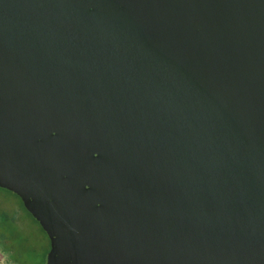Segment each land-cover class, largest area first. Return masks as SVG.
I'll return each mask as SVG.
<instances>
[{"label": "water", "instance_id": "obj_1", "mask_svg": "<svg viewBox=\"0 0 264 264\" xmlns=\"http://www.w3.org/2000/svg\"><path fill=\"white\" fill-rule=\"evenodd\" d=\"M0 189L47 264H264V0H0Z\"/></svg>", "mask_w": 264, "mask_h": 264}, {"label": "rangeland", "instance_id": "obj_2", "mask_svg": "<svg viewBox=\"0 0 264 264\" xmlns=\"http://www.w3.org/2000/svg\"><path fill=\"white\" fill-rule=\"evenodd\" d=\"M0 246L19 264H47L50 240L15 194L0 190ZM11 254V253H10ZM0 264H14L0 251Z\"/></svg>", "mask_w": 264, "mask_h": 264}, {"label": "trees", "instance_id": "obj_3", "mask_svg": "<svg viewBox=\"0 0 264 264\" xmlns=\"http://www.w3.org/2000/svg\"><path fill=\"white\" fill-rule=\"evenodd\" d=\"M1 190V189H0ZM5 191V190H4ZM38 223V222H37ZM9 248H6L5 246H0V251L3 252V254H8L9 255V258H10V261L14 264H19L15 259H14V256L12 254V251L11 249L8 250ZM11 253V254H10Z\"/></svg>", "mask_w": 264, "mask_h": 264}]
</instances>
